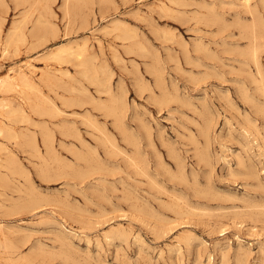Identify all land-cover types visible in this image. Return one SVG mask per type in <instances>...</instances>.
I'll list each match as a JSON object with an SVG mask.
<instances>
[{"label":"rangeland","instance_id":"374dc122","mask_svg":"<svg viewBox=\"0 0 264 264\" xmlns=\"http://www.w3.org/2000/svg\"><path fill=\"white\" fill-rule=\"evenodd\" d=\"M101 1L0 2V264H264V0Z\"/></svg>","mask_w":264,"mask_h":264},{"label":"bare ground","instance_id":"6f19581e","mask_svg":"<svg viewBox=\"0 0 264 264\" xmlns=\"http://www.w3.org/2000/svg\"><path fill=\"white\" fill-rule=\"evenodd\" d=\"M46 1H48V0H13V3L15 4V5H17V6H19V4H24V3H30V5L32 6V5H34V4H42V2H46ZM66 3L67 2H69L70 0H64ZM75 1V0H74ZM77 1V0H76ZM103 1V0H102ZM101 1V2H102ZM220 1V0H219ZM249 1L250 0H242V3L244 2V4L246 5H250V4H248L249 3ZM258 1V0H257ZM0 2H2V0H0ZM241 2V1H240ZM102 3H104V2H102ZM12 4V3H11ZM78 4V3H77ZM100 4V3H99ZM183 4V3H182ZM221 4V3H220ZM0 5H2V4H0ZM28 5V4H27ZM106 5V4H105ZM110 5H112V4H110ZM79 6V5H78ZM89 6V5H88ZM188 6V5H187ZM206 6V5H205ZM210 6H211V4H210ZM217 6V5H216ZM230 6V5H229ZM76 7V6H75ZM204 7V6H203ZM207 8V7H206ZM203 9V8H202ZM209 10H210V8H209ZM236 10V9H235ZM208 11V10H207ZM245 11H247V10H245ZM47 12V11H46ZM154 12V11H153ZM22 13V12H21ZM34 13V12H33ZM207 13H209V11L207 12ZM214 13V12H213ZM37 14H39V12L37 13ZM54 14V13H53ZM21 15V14H20ZM212 15V14H211ZM219 15V14H218ZM50 16V15H49ZM200 16V15H199ZM215 16H216V14H215ZM201 17V16H200ZM247 17V16H246ZM251 17V16H250ZM76 18V17H75ZM217 18V17H216ZM241 18V17H240ZM239 18V19H240ZM22 19V18H21ZM50 19V18H49ZM40 19H38V21H39ZM199 20H200V18H199ZM238 20V19H237ZM249 20V19H248ZM256 20V19H255ZM258 20H260V19H258ZM40 21H42V20H40ZM204 21V20H203ZM22 21H20V23H21ZM249 22V21H248ZM255 22H257V21H255ZM82 23H84V22H82ZM111 23V22H110ZM116 23H118V22H116ZM204 23V22H203ZM210 23V22H209ZM119 24V23H118ZM117 24V25H118ZM257 24H260V23H257ZM24 25V24H23ZM45 25V24H44ZM108 25V24H107ZM116 25V24H115ZM53 27V26H52ZM117 27V26H116ZM14 28V27H13ZM211 28V27H210ZM245 28V27H244ZM33 29V28H32ZM36 30H34L33 32H32V35L31 36H35L37 33H38V29H37V27L35 28ZM39 29H40V26H39ZM119 29V28H118ZM246 29V28H245ZM257 29V28H256ZM57 30V29H56ZM56 30H55V32H56ZM111 30V29H110ZM112 30H115V28L114 29H112ZM247 30V29H246ZM258 30V29H257ZM256 30V31H257ZM51 31H53V30H51ZM102 31V30H101ZM106 31V30H105ZM117 32H118V30H116ZM214 31V30H213ZM261 31V30H260ZM29 32V31H28ZM131 32V31H130ZM263 32V31H262ZM1 33V32H0ZM52 33H54V32H52ZM105 33H107V32H105ZM212 33V32H211ZM254 33V32H253ZM252 33V34H253ZM264 33V32H263ZM57 34V33H56ZM108 34V33H107ZM112 34V33H111ZM220 34V33H219ZM11 35V34H10ZM212 35H213V33H212ZM238 35V34H237ZM254 35V34H253ZM256 36V35H255ZM263 36V35H262ZM1 37V36H0ZM36 37V36H35ZM117 38V37H116ZM125 38V37H124ZM128 38V37H127ZM136 38V37H135ZM251 38V37H250ZM121 39V38H120ZM34 40V39H33ZM36 41V40H35ZM230 41V40H229ZM240 41V40H239ZM264 41V40H263ZM255 42V41H254ZM99 43V42H98ZM237 44V43H236ZM264 45V44H263ZM262 45V46H263ZM214 46V45H213ZM235 46V45H234ZM257 46V45H256ZM264 47V46H263ZM254 48V47H253ZM256 48V50H257V47H255ZM7 49V45H6V43L4 44V47H3V52L5 51ZM235 49V48H234ZM87 50V49H86ZM250 50V49H249ZM254 50V49H253ZM2 51V50H1ZM80 51V50H79ZM82 51H83V49H82ZM129 51V50H128ZM150 51V50H149ZM113 52H114V50H113ZM70 53H72V52H70ZM76 53V52H75ZM227 53V52H226ZM249 53L250 54H252L250 51H249ZM77 54V53H76ZM81 54H82V52H81ZM81 54H77L76 55V58L79 60V58L82 56ZM228 54V53H227ZM242 54V53H241ZM72 55V54H71ZM75 55V54H74ZM73 55V56H74ZM169 55V54H168ZM231 55V54H230ZM240 55V54H239ZM253 56V55H252ZM249 57H251V56H249ZM2 58V57H1ZM234 58V57H233ZM239 58V57H238ZM49 59V58H48ZM82 59V58H81ZM215 60V59H214ZM83 62V61H82ZM234 62V61H233ZM56 63H57V60H56ZM58 64H60L61 65V63H58ZM154 64V63H153ZM82 65V64H81ZM258 66V65H257ZM85 67H86V65H85ZM155 67V66H154ZM240 68V67H239ZM238 68V69H239ZM153 70V69H152ZM91 71H92V69H91ZM81 72V71H80ZM89 72V71H88ZM93 72V71H92ZM154 71H152V73H153ZM159 73V72H158ZM90 74V73H89ZM153 75H155L154 73H153ZM157 75H155V77H156ZM264 77V76H263ZM157 79H158V77H156ZM89 78H87V80H88ZM155 79V78H154ZM160 79V78H159ZM163 79V78H162ZM156 80V79H155ZM264 80V79H263ZM140 81V80H139ZM92 82V81H91ZM161 83V82H160ZM1 84L5 87V89H7V90H13L14 88H16V87H18V88H21V89H24V90H28V91H32L33 89H34V87H33V82H32V80L29 78V76L26 74V73H24L23 71H12L11 72V75H8V76H6V79L5 80H3L2 82H1ZM155 84V83H154ZM103 86H104V84H103ZM163 86V85H162ZM257 86V85H256ZM14 87V88H13ZM156 87H157V85H156ZM159 87H161V86H159ZM102 88H104L105 89V87H102ZM103 90V89H102ZM148 90V89H147ZM151 90V89H150ZM256 90V89H255ZM258 90V89H257ZM159 91V90H158ZM161 91H163L162 90V88H161ZM246 91V90H245ZM7 92V91H6ZM21 92L23 93V90H21ZM258 92V91H257ZM100 93V92H99ZM171 95V94H170ZM110 96V95H109ZM164 96V95H163ZM259 96V95H258ZM262 96V95H261ZM253 97V96H252ZM111 98V97H110ZM151 98H152V96H151ZM156 98V97H155ZM165 98V97H164ZM171 98V97H170ZM262 98V97H261ZM153 99H154V97H153ZM258 99V98H257ZM23 100V99H22ZM251 100V99H250ZM260 100V99H259ZM253 101H254V99H253ZM257 101V100H256ZM93 103H94V101H93ZM116 100L115 99H112V101H111V109H110V112H112V113H114L115 111H116ZM261 104V103H260ZM6 105H1L0 107L1 108H3V107H5ZM37 106H39V105H37ZM36 106V107H37ZM110 106V105H109ZM54 107V106H53ZM253 108V107H252ZM256 108H257V106H256ZM11 109V108H10ZM16 109H19V108H16ZM260 109V108H259ZM260 111V110H259ZM13 112V111H12ZM16 112H18V111H16ZM5 113V112H4ZM24 113H25V111H24ZM52 113V112H51ZM58 113V112H57ZM12 114V113H11ZM20 114H22V112H20ZM45 115V114H44ZM237 115V114H236ZM26 116V115H25ZM24 116V117H25ZM21 119V118H20ZM29 119V118H28ZM120 119V118H119ZM122 120V119H121ZM11 121V120H10ZM22 121H23V119H22ZM241 121H243V120H241ZM19 122H21V121H19ZM26 122V121H25ZM4 123V122H3ZM121 123V122H120ZM240 125V124H239ZM247 125H249L248 123H247ZM262 125V124H261ZM242 126V125H241ZM251 126V125H250ZM253 126V125H252ZM255 126V125H254ZM205 128V127H204ZM253 128V127H252ZM1 130L2 129H0V133H1ZM207 130V129H206ZM11 131V130H10ZM13 131V130H12ZM47 131V130H46ZM5 134V133H4ZM3 134V135H4ZM74 134V133H73ZM1 136V135H0ZM12 139V138H11ZM10 139V140H11ZM21 139V138H20ZM43 143H44V146L47 148V149H50L51 147H50V135H49V131L48 132H46V133H44L43 134ZM31 144H32V146L33 147H35V142H34V139H32L31 140ZM14 158V157H13ZM1 173V172H0ZM6 181V180H5ZM4 189H7V188H5L4 187ZM180 198V197H179ZM10 199V198H9ZM183 204V203H182ZM4 205V204H3ZM16 206V205H15ZM20 206V205H19ZM174 206H176V205H174ZM3 207V206H2ZM8 207V206H7ZM35 207V206H34ZM9 208V207H8ZM33 208V207H32ZM202 209V208H201ZM9 210V209H8ZM183 212V211H182ZM11 213V212H10ZM180 214V213H179ZM18 226V225H17ZM11 229V228H10ZM16 229V228H15ZM18 229V228H17ZM16 229V230H17ZM20 229V228H19ZM15 231V230H14ZM22 232V231H21ZM12 234H13V232H12ZM65 237V236H64ZM6 238V237H5ZM11 241V240H10ZM11 244V243H10ZM18 244V243H17ZM19 245V244H18ZM16 246V245H15ZM10 250V249H9ZM261 251V250H260ZM263 251V250H262ZM3 253V252H2ZM9 254V253H8ZM2 255V254H1ZM7 255V254H6ZM18 255H19V253H18ZM238 255H240V254H238ZM16 257V256H15ZM15 257H12V258H15ZM34 257V256H33ZM240 257H242V255L240 256ZM10 258V257H9ZM23 258V257H22ZM16 259V258H15ZM18 259V258H17ZM30 259V258H29ZM32 260V259H31ZM242 260V259H241ZM240 260V258L238 259V261H241ZM8 261V260H7ZM16 262V261H15ZM30 263H32V262H30ZM30 263H28V264H30ZM88 263V262H87Z\"/></svg>","mask_w":264,"mask_h":264}]
</instances>
